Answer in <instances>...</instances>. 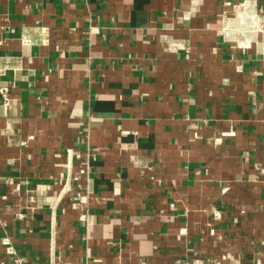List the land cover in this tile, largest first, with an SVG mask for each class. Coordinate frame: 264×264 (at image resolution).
I'll return each instance as SVG.
<instances>
[{
  "label": "crops",
  "instance_id": "1",
  "mask_svg": "<svg viewBox=\"0 0 264 264\" xmlns=\"http://www.w3.org/2000/svg\"><path fill=\"white\" fill-rule=\"evenodd\" d=\"M244 1L0 0V262L264 264Z\"/></svg>",
  "mask_w": 264,
  "mask_h": 264
},
{
  "label": "built area",
  "instance_id": "2",
  "mask_svg": "<svg viewBox=\"0 0 264 264\" xmlns=\"http://www.w3.org/2000/svg\"><path fill=\"white\" fill-rule=\"evenodd\" d=\"M238 8V7H237ZM239 12H237L238 16V24H240L242 28V32L244 34H249L250 32H261L263 30V21H264V13L263 10L258 6L257 1L255 0H246L241 5H239ZM0 93L4 97V100L7 102L9 100L7 89H0ZM88 168H81L79 171V177H74L73 180L77 181L81 178V176H87ZM66 188V189H65ZM64 190L68 191L69 186L66 185ZM66 191V192H67ZM82 204L75 200L72 204L74 208H79ZM84 210V209H83ZM80 220L83 222H88V214L87 211L81 213ZM8 246L7 253L11 256L10 262H0V264H27L24 258L17 256L14 248L10 246V244L6 243ZM140 264H159V263H151L147 261H142ZM163 264H220V261L212 258H182L178 259L172 263H163Z\"/></svg>",
  "mask_w": 264,
  "mask_h": 264
}]
</instances>
